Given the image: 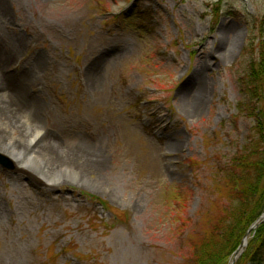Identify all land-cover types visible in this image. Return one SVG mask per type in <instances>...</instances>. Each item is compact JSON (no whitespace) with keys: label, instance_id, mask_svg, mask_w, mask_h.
<instances>
[{"label":"rangeland","instance_id":"374dc122","mask_svg":"<svg viewBox=\"0 0 264 264\" xmlns=\"http://www.w3.org/2000/svg\"><path fill=\"white\" fill-rule=\"evenodd\" d=\"M4 52L5 84L47 106L42 127L104 162L46 181L0 153V264H186L190 228L231 200L227 163L253 134L239 104L264 56V0H0Z\"/></svg>","mask_w":264,"mask_h":264},{"label":"trees","instance_id":"16d2710c","mask_svg":"<svg viewBox=\"0 0 264 264\" xmlns=\"http://www.w3.org/2000/svg\"><path fill=\"white\" fill-rule=\"evenodd\" d=\"M239 104L252 118L254 128L241 151L232 155L226 174L231 200H209L219 213L210 217L205 230L191 227L186 244L190 250L186 264H230L251 226L264 214V56L251 63ZM199 226V225H198ZM248 245L235 264H256L264 250V222L249 235ZM258 242V244H256Z\"/></svg>","mask_w":264,"mask_h":264},{"label":"bare ground","instance_id":"6f19581e","mask_svg":"<svg viewBox=\"0 0 264 264\" xmlns=\"http://www.w3.org/2000/svg\"><path fill=\"white\" fill-rule=\"evenodd\" d=\"M12 61L10 53H0V83L3 91L0 95V153L15 157L19 165L29 161L41 163L46 181H50L54 172L62 170L74 172L79 178L93 173L99 177L104 156L96 144L86 140L73 145L62 144L50 130L42 127L41 118L48 112L47 106L21 86L13 88L5 84ZM20 78L25 83L33 81L35 75L27 70L23 71ZM191 79L189 83L195 86L194 93L198 97L196 109H200L206 90L199 74H194ZM12 133L17 135L13 136Z\"/></svg>","mask_w":264,"mask_h":264},{"label":"water","instance_id":"95a60500","mask_svg":"<svg viewBox=\"0 0 264 264\" xmlns=\"http://www.w3.org/2000/svg\"><path fill=\"white\" fill-rule=\"evenodd\" d=\"M0 165H2L3 167H8L7 163L3 159H0ZM263 222H264V214L251 226V228L249 229L247 234H250L252 231H254L258 227L259 224H261ZM246 245H247V237L244 238V240L242 241V243L239 246L238 250L235 252L234 259L232 260L231 264L235 263L236 258L242 252L244 247H246Z\"/></svg>","mask_w":264,"mask_h":264}]
</instances>
